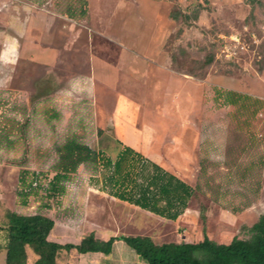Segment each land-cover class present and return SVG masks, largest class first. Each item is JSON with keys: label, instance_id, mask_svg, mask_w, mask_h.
Listing matches in <instances>:
<instances>
[{"label": "rangeland", "instance_id": "rangeland-1", "mask_svg": "<svg viewBox=\"0 0 264 264\" xmlns=\"http://www.w3.org/2000/svg\"><path fill=\"white\" fill-rule=\"evenodd\" d=\"M90 1L84 15L80 0L53 3L62 12L73 7L77 26L42 16L40 28L21 41L10 90L0 93V264L10 211L50 216V236L60 243L78 242L91 231L100 238L148 235L159 243L199 240L201 206L211 238L245 237L243 225L264 211V0ZM158 56L175 72L162 70L164 90L152 89L156 80L145 70ZM137 67L140 73L127 72ZM219 89L250 98L229 104L217 96ZM72 136L112 157L119 138L186 179L196 193L182 214L168 219L95 188L92 170L82 165L65 182V193L50 198L45 186L57 147ZM20 171L28 182L38 172L42 184L28 205L17 195ZM119 242L111 256L135 261L129 252L135 250ZM27 252L32 264L37 256ZM80 255L63 251L59 262L84 264L87 254Z\"/></svg>", "mask_w": 264, "mask_h": 264}, {"label": "trees", "instance_id": "trees-1", "mask_svg": "<svg viewBox=\"0 0 264 264\" xmlns=\"http://www.w3.org/2000/svg\"><path fill=\"white\" fill-rule=\"evenodd\" d=\"M246 1L253 3L255 0ZM201 9L203 7L195 12L196 19ZM82 11L86 13L85 9ZM171 17L174 18L173 15ZM211 58L210 55L208 61ZM216 94L224 97L229 104L236 102L237 97L250 98L232 89H219ZM8 141L11 142L10 135ZM117 142L120 148L112 157L105 150L94 149L75 136L68 138L57 147L58 160L55 172L45 186L46 195L53 198L64 194L65 182L70 175L77 172L80 166L87 165L92 170L90 184L95 188L156 215L176 219L188 207L196 187L139 149L119 138ZM26 178V172L20 171L17 195L22 205H28L31 191L42 185L38 172H33L31 181ZM205 210L201 206L199 212L203 224L201 239L161 243L148 235L118 234L104 239L97 237L94 231L77 243H60L49 239L55 226L50 216L42 212L24 214L10 211L5 264H27V247L37 256L33 264H58L61 250L76 249L79 253L101 252L109 255L116 241H124L146 264H264V211L253 224L243 225L245 237L233 236L226 243L207 234Z\"/></svg>", "mask_w": 264, "mask_h": 264}, {"label": "crops", "instance_id": "crops-1", "mask_svg": "<svg viewBox=\"0 0 264 264\" xmlns=\"http://www.w3.org/2000/svg\"><path fill=\"white\" fill-rule=\"evenodd\" d=\"M55 1L56 0H47V3H52L51 7H48L46 3H43V0H0V93H7L6 90H10L9 79L11 67L13 63H16L20 58L21 41L28 38V36L30 35V30H36L37 28H40L43 21L42 16H46V18L49 17L50 19H55V17L66 19L68 20V23L66 25L68 29H74L75 26H77V21L75 18L77 11L73 7H68L65 12H62L58 7L53 5ZM80 2L81 7L78 13L80 15H84L83 11L82 13L80 11L82 9H85L86 14H88L87 5L85 6V3L88 4L91 1L80 0ZM147 62H151L154 64L152 69L150 67H147L145 69L147 72L149 71L150 73H152V77H154V79L156 80L155 86L152 89L164 90V77L162 70H166L168 74L175 73L170 67V63L165 64L166 62L163 56L155 57V59H148ZM140 69L141 68L138 67L129 68L127 72H130L133 75L135 73H140ZM119 72L122 73L124 71L118 70V73ZM184 76L185 77L182 78L189 82L195 81L194 77L192 76ZM138 90H140V88ZM109 237L102 238L107 239ZM49 239L53 240L50 235ZM116 244L120 245L121 243L119 241H116L114 245ZM63 251L65 253H71L72 251H75V253H77L79 257H81L80 254H87V258H85L87 260L84 264H146L135 252L131 250H129V252L133 253L135 257V261L133 262H128L125 255L121 253H117V255L111 256L114 252L113 249L109 255H105L101 252L79 253L76 249H71L70 251L61 250L59 252V255L62 254ZM59 255L57 258V262L58 264H61L59 262ZM92 259L95 260L93 262H90ZM68 261L69 260H66L64 264H68Z\"/></svg>", "mask_w": 264, "mask_h": 264}]
</instances>
